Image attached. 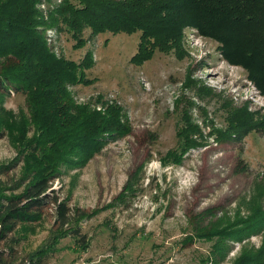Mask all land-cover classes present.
Masks as SVG:
<instances>
[{
  "label": "rangeland",
  "instance_id": "obj_1",
  "mask_svg": "<svg viewBox=\"0 0 264 264\" xmlns=\"http://www.w3.org/2000/svg\"><path fill=\"white\" fill-rule=\"evenodd\" d=\"M61 2L34 5L50 23L39 28L57 56L81 61L93 54L94 65L86 70L90 82L69 86L73 100L104 116L118 104L128 129L108 139L84 167H66L54 182L61 196H71V206L84 210L76 221L87 244L54 230L49 204L38 221L18 229L22 239L12 263L29 261L41 248L50 250L48 264H236L264 251V230L241 242L230 235L264 212V92L249 70L230 62L223 44L191 22L188 9L169 11L179 31L175 39L161 36L165 46L141 29L98 35L87 29L85 46L76 47V39L51 21ZM141 42L147 58L139 64L132 57ZM5 64L12 62L0 58V68ZM4 106L12 114L0 111V121L12 130L0 139V197L20 192L10 187L37 168L23 145L49 134L47 124L34 121L24 94L12 91ZM245 108L251 119L237 125L230 115ZM185 114L203 133L194 136L196 146L180 151V161H170L168 153L182 143ZM24 122L29 133L16 132ZM217 129L232 136L220 139Z\"/></svg>",
  "mask_w": 264,
  "mask_h": 264
},
{
  "label": "trees",
  "instance_id": "obj_2",
  "mask_svg": "<svg viewBox=\"0 0 264 264\" xmlns=\"http://www.w3.org/2000/svg\"><path fill=\"white\" fill-rule=\"evenodd\" d=\"M37 1L0 0V58L12 62L0 68V111L5 116L11 115L4 106L5 97L12 91L24 94L34 121L39 119L47 124L49 132L43 138L45 141L31 138L23 145L27 153H33L37 168L30 169L10 187L12 191L22 190L0 197V264H13L22 239L18 229L38 221L49 204L55 209L54 230L65 236H77L79 242L87 244L76 221L85 215L84 210L71 206V196H61L53 188L54 182L64 175L66 167H84L108 139L122 137L128 129L116 103L107 107V116L75 103L69 86L90 82L86 70L94 65L93 54L88 51L81 61L57 56L46 33L39 28L50 23L44 22L37 12L34 5ZM61 3L59 9L56 7L57 12H50L51 21H56L58 30L69 32L79 48L86 44L87 29L91 35L107 30L141 29L147 37L165 46L169 42L161 36L175 39L179 31L169 11L188 9L193 15L191 22L204 34L219 40L227 59L245 66L250 78L264 92V0H62ZM143 45L141 42L132 61L140 64L147 58L142 57ZM250 115L245 108L232 112L230 117L237 125H246ZM184 118L185 124L179 131L182 143L180 148L168 153L170 161H180V151L196 146L194 136L203 133L198 123L191 122V117L185 114ZM26 124L15 131L21 133L27 129L29 133L31 126ZM8 129L11 132L12 128L1 120L0 139ZM216 132L220 139L233 133L222 129ZM45 145L48 146L43 152ZM59 165L63 168H58ZM244 223L230 234L236 241H244L264 230V212L258 211L253 220ZM49 251L41 248L30 254L29 261L19 264H48ZM258 253L246 254L236 264H263L264 251Z\"/></svg>",
  "mask_w": 264,
  "mask_h": 264
}]
</instances>
